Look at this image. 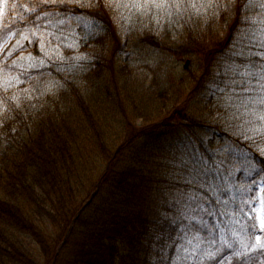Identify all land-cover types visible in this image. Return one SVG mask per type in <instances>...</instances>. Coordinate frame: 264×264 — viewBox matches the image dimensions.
<instances>
[{
    "label": "trees",
    "instance_id": "1",
    "mask_svg": "<svg viewBox=\"0 0 264 264\" xmlns=\"http://www.w3.org/2000/svg\"><path fill=\"white\" fill-rule=\"evenodd\" d=\"M158 3L0 0V264H264V0Z\"/></svg>",
    "mask_w": 264,
    "mask_h": 264
},
{
    "label": "rangeland",
    "instance_id": "2",
    "mask_svg": "<svg viewBox=\"0 0 264 264\" xmlns=\"http://www.w3.org/2000/svg\"><path fill=\"white\" fill-rule=\"evenodd\" d=\"M105 14H102L101 12H99L98 13V16L97 17H99L100 19H102V20H106V18H105ZM202 51V49H200V48H198L197 49V51L196 52H201ZM137 59H138V61H140V63L142 62V63H146L147 61H151V62H156L157 64L158 63H160L161 62V60H163L164 61V66L166 65V66H170V67H172V63L169 61V59L166 57V56H163L162 54H156V55H154V57L153 58H150V57H148V56H146V55H144V54H142V53H138L137 54ZM183 64H185V62L183 63ZM183 64H180V66L181 67H183L184 65ZM189 65V64H188ZM190 66V65H189ZM186 105H185V107L183 108V110H184V112H192L193 110H194V105L193 104H189V103H185ZM194 106V107H193ZM199 112V109L197 108V107H195V111H194V113H198ZM195 123H196V119H193L192 120V125H195ZM0 170L1 171H3V168L2 167H0ZM10 182V181H9ZM260 198V204H259V206H258V208L261 206V204H264V198H262V196L261 197H259ZM257 219H259V223H260V226H261V218H260V216H259V214L257 213ZM0 230H6V228H4V226H2L1 224H0ZM3 245H5L4 243H3Z\"/></svg>",
    "mask_w": 264,
    "mask_h": 264
},
{
    "label": "snow or ice",
    "instance_id": "3",
    "mask_svg": "<svg viewBox=\"0 0 264 264\" xmlns=\"http://www.w3.org/2000/svg\"><path fill=\"white\" fill-rule=\"evenodd\" d=\"M164 3H167L168 0H163ZM175 3H180L182 0H174ZM144 3L151 4L153 6H159L158 0H144ZM193 7H195V4H192ZM264 7V5H261ZM252 23H255V21H252ZM261 47L264 48V41L261 42ZM254 55L259 56L262 64H264V52H257L254 53ZM261 119H264V117H261ZM245 206L247 207L248 212H254L258 213L261 218V227L264 228V204H261L259 208L256 207V203L249 201L246 202ZM240 211L243 213L244 208H241ZM259 239V238H258Z\"/></svg>",
    "mask_w": 264,
    "mask_h": 264
}]
</instances>
